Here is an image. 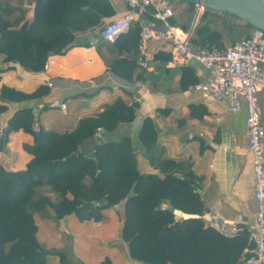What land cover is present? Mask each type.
<instances>
[{
  "label": "trees",
  "instance_id": "trees-1",
  "mask_svg": "<svg viewBox=\"0 0 264 264\" xmlns=\"http://www.w3.org/2000/svg\"><path fill=\"white\" fill-rule=\"evenodd\" d=\"M180 16L194 17L195 3L189 12L181 9L178 0H169ZM25 0H0V53L5 62H17L29 71H43L49 56L64 54L76 42V31L100 23L103 16L115 13L109 0H36L34 18L26 19ZM153 19L152 10L147 13ZM136 21L129 33L114 44L124 53L122 60L131 68L139 64V31ZM181 27L187 29L185 25ZM250 23L226 11L205 9L200 15L192 41L226 47L232 44ZM99 52L102 51L99 48ZM196 83V82H195ZM49 92L39 85L32 92L3 86L5 100L19 102L41 97ZM138 103L127 104L122 98L106 104L95 115L85 116L71 131L58 132L43 128L34 119L31 108L16 109L4 124L2 144L11 132L23 129L34 136L24 148L33 154L25 168L8 170L0 163V264H47L49 250L37 237L34 212L50 208L55 219L74 215L79 221L99 222L102 210L122 204L124 221L122 238L128 242L130 255L152 264H212L208 242L223 239L241 241V250L248 244V235L224 237L204 226L206 207L199 192L198 178L190 168L173 159H160L155 152L157 133L153 120L144 118L139 132L144 151L157 173H142L137 169L135 151L128 136L118 141H101L95 147V157L84 151L83 143L99 129L113 130L121 122L136 117ZM7 109L0 104V112ZM2 146L0 147V150ZM136 183L135 194L128 196ZM107 197L108 205L93 201ZM173 205L181 214L197 215L178 219ZM238 257V256H237Z\"/></svg>",
  "mask_w": 264,
  "mask_h": 264
},
{
  "label": "crops",
  "instance_id": "crops-1",
  "mask_svg": "<svg viewBox=\"0 0 264 264\" xmlns=\"http://www.w3.org/2000/svg\"><path fill=\"white\" fill-rule=\"evenodd\" d=\"M109 1L115 13L103 16L92 28L76 31L75 40L81 45L71 47L64 54L49 56L43 71H29L17 62H5L0 53V104L7 105V109L0 112V120L5 124L16 109L31 108L34 114L38 111L40 126L65 132L73 130L82 117L97 114L117 98L127 104L137 102L133 121L121 122L113 130L99 129L94 134L97 144L128 136L135 151L137 169L163 176L145 154L139 139L144 118L150 117L157 133L156 155L191 169L198 178L197 188L201 189L199 193L205 203L204 216L234 219L241 213L246 223L254 225L257 203L246 129V104L229 111L223 101L194 91L191 86L207 80L209 71L196 61L184 66L173 65L171 45L165 40L153 38L149 41L147 68L140 65L131 68L125 62L111 67L112 62L124 58L123 53L136 56L138 52L119 51L113 43L101 38L102 27L126 9L125 0ZM178 2L181 9L190 13L187 1ZM35 4L36 0H25L29 21L34 18ZM146 21L159 25L154 18L146 17ZM171 22L194 29V17H181L177 11ZM251 30H244L243 36L237 39ZM92 79L94 83L90 82ZM39 85H47L49 92L19 102L7 101L1 93L3 86L29 93ZM258 98L264 124V89L258 93ZM33 142L34 136L23 129L11 132L9 141L0 150L1 165L8 170L25 168L33 154L24 144ZM97 144L85 143L84 151L95 152ZM102 213V219L93 223L81 222L74 215L57 220L47 207L35 210L37 237L55 251L46 254L47 264H152L130 255L128 242L122 238V204L119 209L108 207ZM65 227L66 235H62L59 231ZM243 235L246 234L239 236ZM247 243L241 250V241L212 239L208 242V257L214 260L212 264H241L244 249L250 245L249 239Z\"/></svg>",
  "mask_w": 264,
  "mask_h": 264
},
{
  "label": "built area",
  "instance_id": "built-area-1",
  "mask_svg": "<svg viewBox=\"0 0 264 264\" xmlns=\"http://www.w3.org/2000/svg\"><path fill=\"white\" fill-rule=\"evenodd\" d=\"M126 9L105 24L100 36L115 43L129 33L136 21H145L139 31V64L149 66L148 43L156 38L170 42L171 62L184 66L196 61L210 74L207 80L191 86L212 98L225 103L227 110L236 111L245 103L247 107L246 129L248 146L252 156L254 176V198L257 203L255 224L243 220L241 213L234 219L206 216L204 226L214 229L228 238L246 233L250 241L243 252L241 264H264V124L259 105L258 93L264 89V30L253 27L250 33L235 40L226 47L212 44L198 45L192 41L193 30L185 29L171 22L174 10L169 0H125ZM150 8L159 25L147 22ZM202 3L195 4L193 27L204 12ZM94 83V80H90ZM149 91V90H148ZM4 137V124L0 120V142ZM178 219L184 218L176 212Z\"/></svg>",
  "mask_w": 264,
  "mask_h": 264
},
{
  "label": "water",
  "instance_id": "water-1",
  "mask_svg": "<svg viewBox=\"0 0 264 264\" xmlns=\"http://www.w3.org/2000/svg\"><path fill=\"white\" fill-rule=\"evenodd\" d=\"M195 4L202 3L205 8L214 10V11H226L231 14L236 15L238 18L244 20L245 22L250 23L254 27H258L264 30V0H191ZM141 23L144 24L145 21L141 20ZM2 98V96H0ZM8 101V100H7ZM38 111L34 114V119L37 121L38 119ZM87 142H93L94 144H97V141L94 137L90 138L89 140H86L83 145ZM5 144H2L0 142V147H4ZM89 156L95 157V152H91ZM135 187L136 183H134L129 192L128 196H133L135 194ZM196 192H201L200 188H196ZM94 203H97L101 206L108 205L109 200L107 197H104L97 202L93 201ZM121 207V204H116L115 208L119 209ZM169 209L174 210L173 205H168ZM191 216H197V215H190L186 214L184 218H188ZM205 219V216L202 217Z\"/></svg>",
  "mask_w": 264,
  "mask_h": 264
},
{
  "label": "rangeland",
  "instance_id": "rangeland-1",
  "mask_svg": "<svg viewBox=\"0 0 264 264\" xmlns=\"http://www.w3.org/2000/svg\"><path fill=\"white\" fill-rule=\"evenodd\" d=\"M115 209H116V208H115ZM89 221H90V222H93V223L95 222V221H93V220H89ZM90 224H92V223H90ZM66 229H67L66 227L63 228V229H61V230L59 231V233H61L62 235H66V234H65V232L67 231ZM48 249L50 250V248H48Z\"/></svg>",
  "mask_w": 264,
  "mask_h": 264
}]
</instances>
